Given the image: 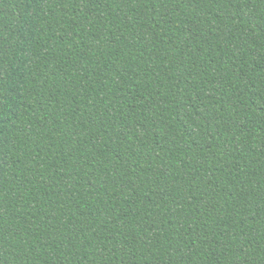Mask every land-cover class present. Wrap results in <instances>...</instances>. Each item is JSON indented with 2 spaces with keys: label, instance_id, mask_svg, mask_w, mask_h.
Returning a JSON list of instances; mask_svg holds the SVG:
<instances>
[{
  "label": "trees",
  "instance_id": "trees-1",
  "mask_svg": "<svg viewBox=\"0 0 264 264\" xmlns=\"http://www.w3.org/2000/svg\"><path fill=\"white\" fill-rule=\"evenodd\" d=\"M0 264H264V0H0Z\"/></svg>",
  "mask_w": 264,
  "mask_h": 264
}]
</instances>
